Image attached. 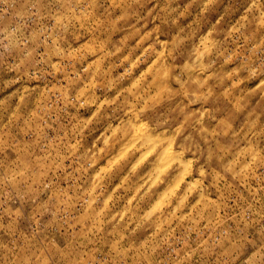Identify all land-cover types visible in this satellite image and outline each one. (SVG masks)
I'll return each instance as SVG.
<instances>
[{
  "label": "clouds",
  "instance_id": "1",
  "mask_svg": "<svg viewBox=\"0 0 264 264\" xmlns=\"http://www.w3.org/2000/svg\"><path fill=\"white\" fill-rule=\"evenodd\" d=\"M0 264H264V0H0Z\"/></svg>",
  "mask_w": 264,
  "mask_h": 264
},
{
  "label": "rangeland",
  "instance_id": "2",
  "mask_svg": "<svg viewBox=\"0 0 264 264\" xmlns=\"http://www.w3.org/2000/svg\"><path fill=\"white\" fill-rule=\"evenodd\" d=\"M134 51H138V50H134ZM147 52V49H145V53ZM133 56V53H129L128 59H131ZM150 61L149 60H144L143 62L140 59L135 60V62L132 65V70L134 74L139 75V73L141 72H146V73H150L151 69L148 67ZM101 151L103 152L104 149H101ZM131 158L128 156L127 153H125V155L123 157H121L120 159L116 160L111 168H105L104 172L105 173H110L113 176V180H117L120 176V173L122 171H124V169L127 167V163ZM143 165L138 166L136 172L139 173L140 167H142ZM131 179H133V176H129L128 177V181H130ZM119 191V189H118ZM176 193L172 192L170 194H166L165 198L163 200H161L160 204H159V208L163 209L164 207L167 206L168 203L171 202V199L173 196H175Z\"/></svg>",
  "mask_w": 264,
  "mask_h": 264
}]
</instances>
